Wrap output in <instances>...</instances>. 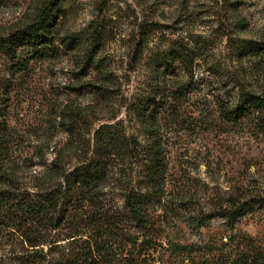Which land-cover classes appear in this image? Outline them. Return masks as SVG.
I'll return each mask as SVG.
<instances>
[{"label":"rangeland","instance_id":"374dc122","mask_svg":"<svg viewBox=\"0 0 264 264\" xmlns=\"http://www.w3.org/2000/svg\"><path fill=\"white\" fill-rule=\"evenodd\" d=\"M47 4L49 44L0 49V264L264 259V0H0V41Z\"/></svg>","mask_w":264,"mask_h":264},{"label":"trees","instance_id":"16d2710c","mask_svg":"<svg viewBox=\"0 0 264 264\" xmlns=\"http://www.w3.org/2000/svg\"><path fill=\"white\" fill-rule=\"evenodd\" d=\"M51 12L52 11L50 9V4L42 6V8L39 9L37 15L34 18V21L31 24L27 25L25 28H23L17 34H14L12 37H8L0 41V49L2 50V52L7 57L14 58L17 48L20 47L23 43H26V45L30 48L37 50L49 44L51 42V38L49 36V32L46 31V29L47 26L51 25V23H49L52 18ZM263 106L264 103L262 102V107ZM236 111L237 110H235L232 114H235ZM87 172H80L71 182H68V180H66V186L64 187L63 191L55 193V197L47 198L44 200V202L48 204L46 208L43 207L45 206L44 204L43 206H40L36 209L35 207H26L25 212L29 216L27 222L30 224V228L28 229V234L30 235L29 237H25L26 243H31V239L36 240L38 238L37 234L35 235L34 229L41 228L42 230H45L46 226H59L65 221L69 213L74 210V206L78 202L88 198V187H94L91 185V183H94L96 180L99 179V177L96 169L92 170L91 174H88ZM137 196V194L133 193V195L126 200L127 206H129L133 210L138 207ZM49 208L55 214L54 217L48 214L50 211H48ZM244 210V205L240 209H238V211ZM238 211L236 210L235 212L230 214L228 218H237L236 216H238V214L242 215V213H237ZM32 225L34 226L33 229ZM38 232L40 233L42 231ZM39 238H41V236ZM29 247L32 246L29 245ZM41 257L44 258L45 256L41 254ZM41 257H34L30 255L23 256V258L21 259L22 262H20V264H34L36 260L40 261ZM77 257L79 256L76 255L71 261L66 260L63 263L56 262L55 264H97V262L92 258L91 262L87 263L89 260L87 257L83 259L84 261L82 263H78ZM235 264H264V259L259 253H254L251 256L241 255L235 261Z\"/></svg>","mask_w":264,"mask_h":264}]
</instances>
